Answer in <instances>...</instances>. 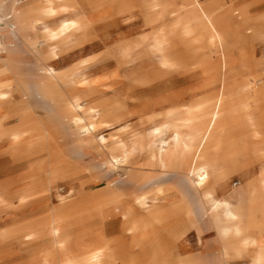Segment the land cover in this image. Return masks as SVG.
I'll use <instances>...</instances> for the list:
<instances>
[{
    "label": "rangeland",
    "instance_id": "374dc122",
    "mask_svg": "<svg viewBox=\"0 0 264 264\" xmlns=\"http://www.w3.org/2000/svg\"><path fill=\"white\" fill-rule=\"evenodd\" d=\"M263 17L264 0H0V264H258L230 237L239 202L264 211ZM220 94L213 138L245 135L207 195L194 128ZM161 138L183 144L174 168L150 156Z\"/></svg>",
    "mask_w": 264,
    "mask_h": 264
},
{
    "label": "bare ground",
    "instance_id": "6f19581e",
    "mask_svg": "<svg viewBox=\"0 0 264 264\" xmlns=\"http://www.w3.org/2000/svg\"><path fill=\"white\" fill-rule=\"evenodd\" d=\"M227 7L232 8V6L229 5L226 7L224 6L223 9ZM204 15L211 21L212 26L215 29L218 37L222 40L223 43H225L223 37L221 36L220 32L218 31L217 27L214 25V23L212 22V20L210 19L206 11H204ZM0 22H1V18H0ZM1 54H4L5 56H7V58H12L15 55V51L11 46L4 44L2 39L0 38V55ZM228 58L229 56L227 54V50L225 49L223 59L221 61L222 68L228 65ZM261 82H264L263 78ZM261 90H264V85L261 87ZM10 97H11V90L8 85L7 74L4 70H1L0 68V101L7 102ZM223 97H224L223 94H220L218 96V99L214 106L215 115L210 120L207 119V120L202 121L200 124L197 125L196 128H194L197 132L203 133L204 140L200 144L198 151L196 153V159L194 160L195 163H194V167L191 173H192V177L196 176L195 186L199 190L205 189L207 195H211L209 193V189H210L209 180H210L211 175L213 173H216L215 175L216 181L220 180L221 178L225 176L224 172L221 170V166L219 165V163L221 162L222 159H224L225 156L230 154L229 150L233 146L235 147V145H237L238 143L237 140L245 135V131L243 130V128L236 126L229 136H226V137L215 136L217 138L215 139L213 138L215 133L219 132L218 128H219L220 122L222 120V117L224 115L225 108H226L225 104L222 102ZM257 101H260V100H257ZM242 108L244 109V111L249 110L248 109L249 106L243 105ZM246 116L248 117L247 121L252 127V131L255 133L258 132V129L255 128L256 122L254 118L250 115H246ZM91 128H93V125ZM89 130L90 129H87V131ZM137 146L138 144L135 145V147ZM182 149H183L182 142L177 141V142L171 143L169 139L161 138L159 140V143L155 144V147H153V149H151L149 153H150L151 158L160 167H163V168L173 167L174 168L175 158L177 157L178 154H180ZM120 152H121V157L123 158V160L124 161L127 160L128 155L132 152L131 146L123 143L120 146ZM112 159L116 160L117 163L119 162V159L116 156H112ZM157 200L158 199L156 197L150 200L145 199L141 201L140 204L144 209H147L149 207V203L151 202L155 203ZM240 204L241 203L239 202L238 205L232 208L233 216L239 219L238 220L239 227H236V231L234 235L231 236L230 238L235 239L248 252L249 251L252 252L253 258L256 260L258 264H264V226L261 220V214L263 215L264 211L263 209H257L254 206V200H251L250 210L247 213V215L244 216V214H242L241 212V208L239 207ZM245 217L247 219V225L245 227H241L242 219ZM222 235L223 237H228L229 233L227 230H224L222 232ZM149 246L147 247L143 246L142 242H140V244L138 245L139 250H140L139 252L141 253L145 251L146 253L145 257L147 259L150 258L152 255V252H151L152 248L151 246L149 248ZM133 262L134 264H140L139 260H137L136 258L134 259Z\"/></svg>",
    "mask_w": 264,
    "mask_h": 264
},
{
    "label": "crops",
    "instance_id": "0c3cea01",
    "mask_svg": "<svg viewBox=\"0 0 264 264\" xmlns=\"http://www.w3.org/2000/svg\"><path fill=\"white\" fill-rule=\"evenodd\" d=\"M240 10L243 11V12L246 11L245 7H242ZM262 19L264 20V17ZM260 94L264 98V90H261V88H260ZM263 103H264V99L261 100L260 104L263 105ZM262 115H264V113Z\"/></svg>",
    "mask_w": 264,
    "mask_h": 264
}]
</instances>
